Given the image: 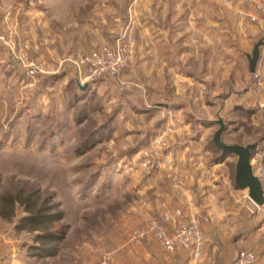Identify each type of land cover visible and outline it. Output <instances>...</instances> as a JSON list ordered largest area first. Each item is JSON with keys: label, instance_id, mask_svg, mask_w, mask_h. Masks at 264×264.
I'll list each match as a JSON object with an SVG mask.
<instances>
[{"label": "rangeland", "instance_id": "374dc122", "mask_svg": "<svg viewBox=\"0 0 264 264\" xmlns=\"http://www.w3.org/2000/svg\"><path fill=\"white\" fill-rule=\"evenodd\" d=\"M134 1L0 0V250L32 260L37 236L17 229L26 213L6 198L55 208L66 264L81 250L112 263L118 248L162 249L129 237L193 203L209 218L198 261L230 264L256 249L264 264V207L235 188L237 158L213 144L220 117L227 143L257 145L264 183V99L245 56L264 39L258 0ZM130 24L134 58L120 80L59 70ZM32 63L48 72L30 77Z\"/></svg>", "mask_w": 264, "mask_h": 264}, {"label": "built area", "instance_id": "2783aa9c", "mask_svg": "<svg viewBox=\"0 0 264 264\" xmlns=\"http://www.w3.org/2000/svg\"><path fill=\"white\" fill-rule=\"evenodd\" d=\"M139 0H135L132 7ZM257 10L264 16V0H258ZM133 26L130 24L119 37L111 43L89 52L81 54L75 60H66L74 75L84 82H97L102 79L120 80L132 65L134 58L135 39L132 35ZM45 65L32 63L27 70L30 77L47 73ZM58 73V72H57ZM209 218L200 212L196 205L189 203L188 207L164 214L160 220H151L145 227L132 231L129 243L140 246L146 240L157 242L167 255H176L181 251H188L194 262H197L204 248L203 226ZM256 249L241 251L230 264H254L257 258ZM100 264H110L104 260Z\"/></svg>", "mask_w": 264, "mask_h": 264}, {"label": "crops", "instance_id": "0c3cea01", "mask_svg": "<svg viewBox=\"0 0 264 264\" xmlns=\"http://www.w3.org/2000/svg\"><path fill=\"white\" fill-rule=\"evenodd\" d=\"M261 24H255L254 25V29L257 30L259 29L258 26H260ZM258 27V28H257ZM260 41H264L263 37L261 38ZM257 44V43H256ZM255 44V45H256ZM261 52H262V57L261 60L258 64V68H257V72L255 76L260 77V79L257 82V86L255 87L256 90L258 91V93L260 94V98L258 101H262L264 99V46L261 48ZM247 58V62H248V70H249V61H248V54L245 55ZM250 74V71H249ZM251 75V74H250ZM252 76V75H251ZM255 79H257L255 77ZM247 92H251V89L246 90ZM264 101V100H263ZM256 153H255V157H256ZM206 245L205 248L203 249V253L202 256H204L205 251H206ZM81 254H83L84 257L80 258L81 262L79 264H100V262L103 259H99V261L94 262L92 261L93 259L91 257L86 258L87 253H92L94 250H81ZM85 251V252H84ZM137 251V252H135ZM142 253H140V252ZM84 252V253H83ZM95 255H101L102 253L100 252V250H95L94 251ZM113 255L116 256H122L120 259L119 257H115L113 258V262L114 264H207L205 261V258H203L201 261H197L194 262L193 260H191V254L188 251H181L179 253H177L176 255H166V253L164 252L163 249H159V250H154L153 253H151V250H147V249H129V248H124V249H116L114 252H112ZM110 254V255H112ZM142 255V259L144 260L143 262H140L135 255ZM22 251L20 249L17 248H6L4 250H0V264H66L63 261V258L61 256V254L58 252L57 255L53 258H47V259H43V260H39L36 258H32L31 259H25L22 258ZM151 256H153L151 258ZM236 259V258H235ZM234 259V260H235ZM98 260V259H97ZM233 260V261H234ZM62 261V262H61ZM232 261V262H233ZM113 262L111 263L109 261L110 264H113Z\"/></svg>", "mask_w": 264, "mask_h": 264}, {"label": "trees", "instance_id": "16d2710c", "mask_svg": "<svg viewBox=\"0 0 264 264\" xmlns=\"http://www.w3.org/2000/svg\"><path fill=\"white\" fill-rule=\"evenodd\" d=\"M215 148L218 149L216 146ZM221 153L223 159L231 156L229 154H224L222 151ZM235 188L238 189L236 185ZM4 202H7L12 208L15 202L24 208L26 216L21 219L17 229L37 234L34 240L35 245L29 248L32 257L39 260L55 257L58 253V243L64 238L63 232L60 231L57 226L61 215H56L54 212L55 208L48 207L47 204L41 203L39 200L31 197L18 200L6 198ZM5 214V212L0 210V215H2V217L6 218Z\"/></svg>", "mask_w": 264, "mask_h": 264}, {"label": "water", "instance_id": "95a60500", "mask_svg": "<svg viewBox=\"0 0 264 264\" xmlns=\"http://www.w3.org/2000/svg\"><path fill=\"white\" fill-rule=\"evenodd\" d=\"M264 46V41H259L252 52L248 56L249 71L251 75L257 72L258 64L262 57L261 48ZM85 88L82 89H86ZM219 129L213 137L214 145L224 154H229L237 158L235 185L238 189L248 190L250 200L258 207H264V183L263 180L255 174L254 166L252 164L256 144L243 146L240 144L227 143L224 140V134L227 130V124L223 118L215 122Z\"/></svg>", "mask_w": 264, "mask_h": 264}]
</instances>
